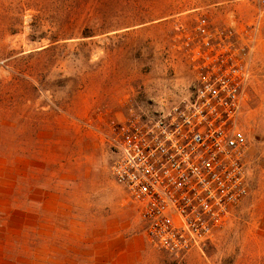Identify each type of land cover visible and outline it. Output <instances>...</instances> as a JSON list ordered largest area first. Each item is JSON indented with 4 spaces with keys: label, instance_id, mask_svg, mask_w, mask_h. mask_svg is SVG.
I'll return each mask as SVG.
<instances>
[{
    "label": "rangeland",
    "instance_id": "obj_1",
    "mask_svg": "<svg viewBox=\"0 0 264 264\" xmlns=\"http://www.w3.org/2000/svg\"><path fill=\"white\" fill-rule=\"evenodd\" d=\"M251 13L245 0H0V264H264V31L241 115L250 193L203 251L150 245L111 174L115 125L188 95L176 28Z\"/></svg>",
    "mask_w": 264,
    "mask_h": 264
},
{
    "label": "built area",
    "instance_id": "obj_2",
    "mask_svg": "<svg viewBox=\"0 0 264 264\" xmlns=\"http://www.w3.org/2000/svg\"><path fill=\"white\" fill-rule=\"evenodd\" d=\"M251 19L179 25L192 81L179 103L115 125L111 174L150 245L182 260L203 251L249 196V142L241 115L264 31V0Z\"/></svg>",
    "mask_w": 264,
    "mask_h": 264
},
{
    "label": "crops",
    "instance_id": "obj_3",
    "mask_svg": "<svg viewBox=\"0 0 264 264\" xmlns=\"http://www.w3.org/2000/svg\"><path fill=\"white\" fill-rule=\"evenodd\" d=\"M145 238V237H144ZM146 239V238H145Z\"/></svg>",
    "mask_w": 264,
    "mask_h": 264
}]
</instances>
